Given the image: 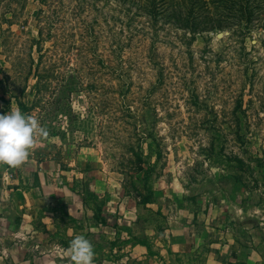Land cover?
Here are the masks:
<instances>
[{
    "label": "rangeland",
    "instance_id": "rangeland-1",
    "mask_svg": "<svg viewBox=\"0 0 264 264\" xmlns=\"http://www.w3.org/2000/svg\"><path fill=\"white\" fill-rule=\"evenodd\" d=\"M165 2L0 0V113L48 132L24 161L54 188L35 250L83 234L94 264H264V3L211 1L201 30Z\"/></svg>",
    "mask_w": 264,
    "mask_h": 264
},
{
    "label": "crops",
    "instance_id": "crops-1",
    "mask_svg": "<svg viewBox=\"0 0 264 264\" xmlns=\"http://www.w3.org/2000/svg\"><path fill=\"white\" fill-rule=\"evenodd\" d=\"M36 172L42 178L40 184L34 179ZM48 175L37 161L15 167L0 162V264H70L68 250L51 245L35 250L40 238L38 215L49 213L54 201ZM53 192L55 198L57 192Z\"/></svg>",
    "mask_w": 264,
    "mask_h": 264
},
{
    "label": "clouds",
    "instance_id": "clouds-1",
    "mask_svg": "<svg viewBox=\"0 0 264 264\" xmlns=\"http://www.w3.org/2000/svg\"><path fill=\"white\" fill-rule=\"evenodd\" d=\"M37 133L41 136L48 134L36 117L25 114L19 107L0 113V162L13 167L22 164ZM94 256L90 240L83 234L75 235L68 249L70 264H94Z\"/></svg>",
    "mask_w": 264,
    "mask_h": 264
},
{
    "label": "trees",
    "instance_id": "trees-1",
    "mask_svg": "<svg viewBox=\"0 0 264 264\" xmlns=\"http://www.w3.org/2000/svg\"><path fill=\"white\" fill-rule=\"evenodd\" d=\"M139 1V0H137ZM152 2L157 0H150ZM214 0H190V5L187 6L186 14L185 15H179L177 16L178 19H185L181 22L182 25L191 26L193 29H201V30H209L214 28H219L222 26L220 25V22H210L211 18H208L207 14H203L201 12H198L197 9L199 7L206 9V11H210V7L214 8L215 11L218 12V9L223 6L224 12H218L216 15L220 17V13L228 17L229 15H232V13H236L237 11H240L241 17L249 19L251 15L253 14V7L251 6V2H261L264 3V0H220L221 6L216 5V7H213L210 5V2ZM171 2V1H170ZM196 2V9L194 10V3ZM162 3L165 4V0H162ZM169 11V16L174 17L175 12L177 11V8L174 5ZM237 6V7H236ZM234 7H236L234 9ZM202 10V9H199ZM235 10V11H234ZM199 18V21H196V19ZM191 20V23L189 21ZM139 243H142V241L137 240Z\"/></svg>",
    "mask_w": 264,
    "mask_h": 264
}]
</instances>
